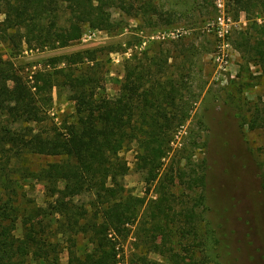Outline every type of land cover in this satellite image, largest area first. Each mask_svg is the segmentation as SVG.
I'll list each match as a JSON object with an SVG mask.
<instances>
[{
    "label": "trees",
    "instance_id": "1",
    "mask_svg": "<svg viewBox=\"0 0 264 264\" xmlns=\"http://www.w3.org/2000/svg\"><path fill=\"white\" fill-rule=\"evenodd\" d=\"M234 5L237 15L245 13L248 20L238 46L250 57L264 59V0H234ZM113 8L130 16L136 11L126 0H0V41L19 53L25 48L65 49L83 38L86 27L110 33L123 29L113 19ZM141 54L126 62L115 100L99 91L103 66L93 53L63 56L57 60L63 68L28 78L0 55V264H63L65 250L68 264H119L118 241L145 219L150 224L140 228L142 242L158 253L171 240L170 224L177 215L170 206V186L161 177L160 198L149 203L129 194L123 184L129 167L121 153L141 141L138 170L149 184L158 182L174 132L190 119L192 106L183 82L162 81L165 70L158 51ZM57 85L75 102L74 114L53 130L33 129L51 119ZM251 128L264 131V110L254 114ZM28 155L56 161L39 171L13 164L25 162ZM8 170L43 183L45 205L22 206L19 181L10 178ZM191 171L181 170L180 180L192 191L205 190L206 172ZM170 181L174 185V178ZM85 196L89 199L83 200ZM197 217L191 210L186 221L193 243L200 246ZM19 223L22 237L15 234ZM80 236L91 246L87 253L78 251ZM159 237L163 244L157 242ZM177 257L169 258L172 264L187 263ZM133 264L158 263L138 257Z\"/></svg>",
    "mask_w": 264,
    "mask_h": 264
},
{
    "label": "rangeland",
    "instance_id": "2",
    "mask_svg": "<svg viewBox=\"0 0 264 264\" xmlns=\"http://www.w3.org/2000/svg\"><path fill=\"white\" fill-rule=\"evenodd\" d=\"M126 1L135 6L132 16L117 8L111 10L113 19L123 26L119 32L86 27L83 38L68 48H25L20 53L0 41V55L28 78L38 71L63 68L64 64H57L63 56L93 53L103 66L99 91L115 100L121 94L126 62L144 51H158L165 70L162 81L183 82L191 116L174 132L158 182L149 184L138 170L142 143L136 141L121 153L129 167L123 184L129 194L149 203L160 198L157 186L162 177L171 188L170 206L177 216L170 224L171 240L158 253L141 238L140 228L149 227L150 219L131 226L130 235L118 241L119 264H133L138 257L172 264L169 258L173 254L186 259L183 264H264V131L251 128L254 114L264 110V59L250 57L238 46L248 29L246 14L237 15L234 0ZM66 20L64 15L61 23ZM53 98L51 119L42 127L32 125L33 129L53 130L74 114L76 104L65 88L57 85ZM55 161L28 155L25 162H12L24 170L39 171ZM193 168L199 174L206 172L205 190L197 187L192 191L180 180L181 170L191 173ZM9 170L10 178L19 181L16 190L21 205L44 206L43 183L21 179ZM191 210L198 215L195 225L199 241L203 240L200 246L188 232L191 226L186 217ZM15 234L22 237L20 223ZM157 242L163 244L162 237ZM90 250L88 240L80 236L78 251ZM68 261L65 250L61 262Z\"/></svg>",
    "mask_w": 264,
    "mask_h": 264
}]
</instances>
